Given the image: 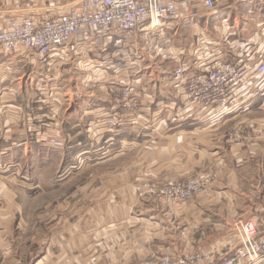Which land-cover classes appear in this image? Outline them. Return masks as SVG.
<instances>
[{
	"label": "crops",
	"instance_id": "obj_1",
	"mask_svg": "<svg viewBox=\"0 0 264 264\" xmlns=\"http://www.w3.org/2000/svg\"><path fill=\"white\" fill-rule=\"evenodd\" d=\"M168 1L178 14L152 36L95 28L46 60L0 53V89L20 88L19 100L0 95V264L217 255L234 247L236 218L264 216V76L206 109L187 99L174 74L180 62L200 74L219 53L249 65L264 59V0H215L212 11ZM74 4L0 0V30L11 16L62 17ZM127 83L143 103L133 115L109 100ZM149 119L163 127H141ZM26 155L62 175H14L13 159ZM192 176L204 187L181 204L140 193L142 178L161 185Z\"/></svg>",
	"mask_w": 264,
	"mask_h": 264
},
{
	"label": "built area",
	"instance_id": "obj_2",
	"mask_svg": "<svg viewBox=\"0 0 264 264\" xmlns=\"http://www.w3.org/2000/svg\"><path fill=\"white\" fill-rule=\"evenodd\" d=\"M74 2V6L62 17L40 15L11 16L5 28L0 30V53L9 55L28 50L40 60L66 53L75 36L90 29L103 34L116 31L121 34L143 32L156 34L159 27L178 14L175 1L160 0H49ZM212 11L215 0H191ZM188 67L180 64L174 71L178 84L183 87L187 99L203 108L223 106L226 101L239 95L240 84L252 78L264 76V59L254 65L242 60L227 61L221 53L211 56L200 74L186 73ZM139 96L135 87L127 83L118 91L112 108L137 111ZM203 180L192 177L159 188L151 193L172 202H185L193 198L203 187ZM260 226V227H259ZM263 227V228H262ZM235 246L217 255L194 252L187 255L151 254L141 264H260L264 258V220L260 223L239 219L233 224ZM260 228H262L260 230ZM228 249V248H227Z\"/></svg>",
	"mask_w": 264,
	"mask_h": 264
},
{
	"label": "rangeland",
	"instance_id": "obj_3",
	"mask_svg": "<svg viewBox=\"0 0 264 264\" xmlns=\"http://www.w3.org/2000/svg\"><path fill=\"white\" fill-rule=\"evenodd\" d=\"M254 61L255 62H257V60H255L254 59ZM180 64H183V63H181L180 62ZM179 64V65H180ZM168 65V67H171V68H174L175 67V65H174V63L172 62V63H168L167 64ZM178 65V66H179ZM177 66V67H178ZM176 67V68H177ZM175 68V69H176ZM175 71V70H174ZM79 75V74H78ZM102 76H106L105 74H103ZM79 79L80 80H83L82 79V77H79ZM110 81H114V80H110ZM107 82H109V80H107V81H105L104 80V82H102V83H107ZM115 83H116V81H114ZM98 83H100L101 84V81H99ZM115 88H113L112 90V92L110 93V95H109V100H114L115 98H116V96H117V93H118V91L121 89V86L120 87H117L116 85L114 86ZM3 92H6V93H12V96L10 95V94H7V95H4V98H13V99H17V100H19V98H20V88H14L13 90H10V89H5V90H3V89H0V95H1V93H3ZM100 93V91H96V95H100L99 94ZM143 102V101H142ZM191 102V101H190ZM113 105V104H112ZM141 105V106H140ZM142 105H143V103H141V100H140V102H139V108L141 107L142 108ZM139 108H138V110H139ZM120 111V110H119ZM135 112V113H134ZM124 111V113L125 114H128V115H133V114H136V110L135 111ZM147 122H145V120H141V124H142V126L141 127H143V128H145V127H148V126H150V128H154V127H156L157 125H159L158 127H163V124H164V121H163V123L162 122H159L158 123V121L157 122H155L154 121V119H149V120H146ZM47 139H49V138H47ZM64 138H62V140H63ZM7 140H10V138L9 139H7ZM63 143L64 144H67L66 143V141L64 140L63 141ZM1 149V148H0ZM28 155H26V156H19V158H14L13 159V161L14 162H19V163H16V165H14V167H12L11 168V171H12V173H14V175H16V174H21V172H22V170L23 169H25V168H28L27 169V174H28V176L29 177H34V176H36V175H40V176H43V177H57V176H59V175H62V172H63V170H61V169H55V171L54 170H52V169H50V167H48V166H46L45 164H44V168H43V166H38L37 167V165H38V162L37 163H34V161H29V157H27ZM83 158L82 157H78L77 158V160H79V161H81ZM18 164V165H17ZM29 165V166H28ZM52 172H54L53 174H52ZM192 177H196V176H192ZM191 177V178H192ZM189 179V178H188ZM188 179H186V180H188ZM186 180H184V181H186ZM203 180V179H202ZM184 181H179V182H184ZM204 181L205 180H203L202 182H203V187H204ZM171 183H175V182H171ZM171 183H163V184H161V185H156V184H153L152 182H150L149 180H148V178H142V180H141V187H140V193H142V194H145V193H148V192H151L150 191V188L153 186L154 188H159V187H161V186H163V185H166V184H171ZM206 183V182H205ZM203 187L201 188V190L203 189ZM200 190V191H201ZM199 191V192H200ZM199 192H197V193H195V195L194 196H196ZM153 194V193H152ZM193 196V197H194ZM169 202H171V203H174V204H181V203H179V202H172V201H170L169 200ZM186 202V201H185ZM182 203H184V202H182ZM250 218H252L253 220H255V221H257V223H260V222H262L263 220H264V216H260L259 218H253V217H247V218H236L237 220H239V219H250ZM236 220V221H237ZM235 220H234V222H236ZM234 222H233V224H234ZM233 224H232V227H233ZM260 227V226H259ZM263 228V227H262ZM262 228H260V230L262 229ZM232 229V233H233V228H231ZM233 238L235 239V237H234V233H233ZM236 245V244H235ZM234 245V246H235ZM234 248V247H233ZM225 251L226 250H231V249H224ZM224 250H221V251H224ZM220 251V252H221ZM260 264H264V258L261 260V263Z\"/></svg>",
	"mask_w": 264,
	"mask_h": 264
}]
</instances>
